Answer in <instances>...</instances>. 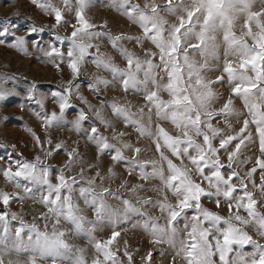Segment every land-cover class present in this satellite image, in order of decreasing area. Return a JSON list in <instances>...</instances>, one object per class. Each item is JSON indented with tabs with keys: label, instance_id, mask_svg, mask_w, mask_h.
<instances>
[{
	"label": "snow or ice",
	"instance_id": "snow-or-ice-1",
	"mask_svg": "<svg viewBox=\"0 0 264 264\" xmlns=\"http://www.w3.org/2000/svg\"><path fill=\"white\" fill-rule=\"evenodd\" d=\"M32 2L54 19L53 29L69 26L70 33H50L45 46L36 38L45 27L28 24V35L19 36L17 26L5 19L0 22V44L30 55L31 42L58 71L66 64L71 79L51 93L58 111L50 113L37 86L28 87L26 101L38 106L34 114L45 129L44 139L28 129L40 153L27 160L13 145L0 156L7 164L0 174L15 189H0V264H134L127 241L121 253L119 239L121 225L133 220V227L150 236L153 246L171 250L172 264H264V0H108L104 6L126 17L138 33H114L107 21L97 25L88 14L96 0ZM102 40L123 66L102 50ZM125 42L136 44L143 55ZM89 62L98 70L88 84L94 95L119 87L125 96L141 95L143 104L126 99L102 101L99 107L89 103L76 83ZM10 82L11 88L6 86ZM16 83L14 75L0 73V102L19 94ZM225 83L230 94L217 107L222 94L216 85ZM74 94L87 111L80 108L68 120V111L76 107ZM237 99L242 108L236 106ZM113 119L151 144L141 147L126 140L127 133L118 132ZM219 119L223 127L214 126ZM232 119L242 120L238 130ZM64 126L95 146L97 161L110 156L113 165L106 173L88 175L100 168L98 162L86 166L78 147L49 138V129ZM101 127L111 130V137ZM257 142L259 154L248 155ZM0 149L7 146L0 143ZM62 151L66 160L53 182L47 161ZM148 151L154 155L145 156ZM117 164L141 183L123 179ZM116 179L121 183L113 189ZM203 199L214 201L218 209L227 205V215L204 207ZM26 200L44 209L31 222L10 211L11 203ZM105 229H111L107 238H98ZM72 237L86 239L88 247L77 245ZM165 254L161 248L160 255ZM141 259L154 264L151 250Z\"/></svg>",
	"mask_w": 264,
	"mask_h": 264
},
{
	"label": "rangeland",
	"instance_id": "rangeland-1",
	"mask_svg": "<svg viewBox=\"0 0 264 264\" xmlns=\"http://www.w3.org/2000/svg\"><path fill=\"white\" fill-rule=\"evenodd\" d=\"M59 2V0H57ZM137 2V0H134ZM142 2V0H139ZM108 3V0H96V6L89 10L90 18L97 24L100 25L104 21H107L108 28L111 29L114 33L119 32H131L138 33L140 30L136 25H133L126 17L122 16L119 12L109 7L104 6ZM5 19H10L13 24L17 26L16 35L27 36V26L28 24H35L37 26H43L47 30L41 34L39 39L45 46L51 41L52 37L50 33L58 31L61 36L67 35L70 33L71 28L69 26L59 27L58 29H53L51 25L54 23V19L49 15L45 14L42 11L37 10L35 4L32 0H0V22ZM68 19H72L71 16ZM31 37L29 41H31ZM104 46L103 51L108 52L112 55L117 64L123 66L124 61L119 57V55L114 52L106 40L100 41ZM125 46L137 51L138 54L143 55L140 48L134 43L125 42ZM28 52L30 55H24L21 52L7 47L6 45L0 44V73H7L9 75H14L17 78L16 88L18 95L11 97L3 102H0V143H3L7 146V149H0V156H5L6 151H10L14 145L16 148V153L22 154L23 158L27 160H32L34 157L40 153V149L36 146V142L33 137L30 135L28 129H31L32 132H35L36 135L40 136L41 139L45 138V129L41 127L40 120L37 119L34 114L35 111H38V106L34 103L26 101V94L29 85L35 84L37 86V92L45 98V109L50 113L53 110L58 111V106L52 99L51 93L54 91L62 90L67 86V81L71 79V73L67 68L66 64H61L60 70L58 71L56 67L53 66V63H49L43 60L42 53H39L36 49L31 47V42H29ZM66 55V51H65ZM56 63H60L56 61ZM98 70L96 67L89 63H85L80 72V75L77 78L76 83L79 85V92L83 95L89 103L97 107L101 106L102 101H112L113 99L117 100H127L133 105L143 104V97L141 95H134L129 92L125 96V93L119 87L108 88L106 90H100L96 95L89 90L88 84L92 77V74L96 73ZM218 74V73H217ZM100 75L106 76V73H100ZM111 79V77H108ZM7 87H13V84L10 82L6 85ZM217 91L222 94V99L220 103L217 104V107L221 106L224 100L230 94V89L225 83L223 85H216ZM99 97V98H97ZM72 104L76 107L70 109L67 113V119L72 120L75 118L77 111L80 108H84L87 111V105L83 104L78 97L74 94L71 97ZM235 104L238 108H242V103L238 99L235 100ZM105 111L108 113L111 118V111L105 105ZM90 118L93 122L95 121L94 116L89 113ZM98 124V122H96ZM116 130L126 132V140H130L133 144H139V146L144 147L151 144V141L138 138L135 130L132 127H126L122 121H116L113 119ZM164 123V126L172 129V126L168 123ZM230 123L234 128L238 130L239 126L242 124V120L232 119ZM214 126L223 127L224 120H214ZM85 128L89 127L88 123H85ZM101 132L104 135L111 137V130L104 129L101 127ZM174 131V129H172ZM49 138L56 141H64L70 147H78V151L83 154V159L87 164L99 163V169H92L88 172V175H94L97 170L102 172H107V168L113 165V162L110 159L109 155H103L97 161V152L95 146L88 143L86 138L82 135H78L76 132L71 131L69 126H64L61 128L49 129ZM79 142L78 145L76 142ZM54 146V145H53ZM47 147V145H45ZM16 153H12L13 156ZM131 155V153H126ZM248 155H258V142L257 147L249 148ZM145 156L151 157L154 155L153 151H148L144 153ZM225 163L227 162V157L222 155L221 157ZM66 160V155L62 151L59 155L48 158V163L53 167L52 180L55 182L56 171L63 165ZM252 165H248L251 167ZM0 167H7L5 159H0ZM115 170L117 173L121 174L122 178L129 180L132 183H141L135 176H128L127 171L123 164L115 165ZM79 171V168L76 169ZM69 175H74L75 173H66ZM256 181L259 183V175L256 176ZM121 183L120 179H116L111 183L113 189H117ZM0 189L5 191H14V186L12 184L6 183L2 174H0ZM36 195H39L37 191ZM142 196H154L155 193L151 192H142ZM202 203L204 207L209 208L212 211H217L221 215H227V205L222 204L218 209L214 201H209L203 199ZM81 207L84 205L81 202ZM3 209V205H0V210ZM150 212H153L151 208L147 209ZM264 210V209H262ZM10 211L21 213L23 218L26 221L31 222L34 217L39 218V213L44 211L42 205L34 202L33 200H26L21 203L19 201L13 202L10 205ZM86 211V215L91 217V212ZM154 215H159V211L156 210L153 212ZM132 223H124L120 227L121 238L120 239V248L121 253L124 247L125 241H127L130 251L134 255V264H144V261L141 259L144 255L147 254L149 250L153 252L154 264H172V255L170 249L166 245L163 246H153L151 244V237L145 234L142 230H137L133 227ZM182 227V224H181ZM111 229H105L102 232L97 233L98 238H107L110 234ZM254 234V233H253ZM71 239L81 247H88L86 239L72 237ZM264 243V241H261ZM161 248L166 252L164 256L160 255ZM246 250H251L250 248ZM91 252V250H90ZM179 264V261H177Z\"/></svg>",
	"mask_w": 264,
	"mask_h": 264
}]
</instances>
